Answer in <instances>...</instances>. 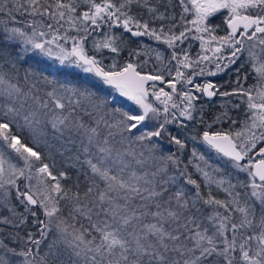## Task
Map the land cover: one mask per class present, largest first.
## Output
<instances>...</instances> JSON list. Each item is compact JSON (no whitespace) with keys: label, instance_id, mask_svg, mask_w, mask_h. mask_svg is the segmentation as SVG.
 <instances>
[{"label":"snow or ice","instance_id":"obj_1","mask_svg":"<svg viewBox=\"0 0 264 264\" xmlns=\"http://www.w3.org/2000/svg\"><path fill=\"white\" fill-rule=\"evenodd\" d=\"M176 7L181 9L178 22L169 12ZM144 10L149 19L138 18ZM222 10L227 30L218 36L219 26L209 19ZM0 14L8 18L0 29V233L8 232L0 238V264H17L14 257L21 258L19 264H264V146L258 147L264 143V60L249 51L256 75L247 88L238 77L239 87L231 92H220L213 82L194 85L201 96L192 89L177 90V83L193 85L194 76H215L235 64L244 40L253 41L250 50L264 46V0H5ZM17 15L30 17L23 28L16 26L21 22ZM149 20L170 23L157 31ZM105 27H123L133 37L165 43L173 49L175 76L165 81L162 74L138 71L140 65L131 61L121 65L114 59L105 66L97 54L107 49L119 55L118 36L104 32L102 40L93 39L94 54L86 51L92 32ZM190 32L191 39L200 40L204 54L199 59L190 58L186 49L175 51ZM69 41L70 51L64 46ZM53 46L61 65L96 77L139 112L113 108L87 82H61L56 79L59 69L24 67L33 54L52 57ZM225 48L232 49L227 56ZM204 61L215 62V71L206 72ZM156 81L172 91L157 90ZM150 92L163 105L162 121ZM216 95L238 96L246 104L243 129L234 134L205 130L199 140L227 158L230 167L247 173L248 180H217L205 170L212 166L203 155L193 150L192 157L203 161L197 171L204 187L215 184L227 193L225 199L211 190L205 194L187 167H180L177 153H165L159 143L166 126L177 121L176 112L196 121L195 102ZM170 108L175 110L171 118ZM228 116L225 110L214 122ZM153 120L152 130L141 131ZM199 122L204 123L202 118ZM169 143L178 152L186 147L178 136H170ZM21 178L28 181L26 191L18 184ZM13 189L23 212L13 203ZM36 208L45 219L33 221L40 239L27 234L26 243L35 250L10 246L7 240L24 239L18 230L26 223L25 214L38 217Z\"/></svg>","mask_w":264,"mask_h":264},{"label":"trees","instance_id":"obj_2","mask_svg":"<svg viewBox=\"0 0 264 264\" xmlns=\"http://www.w3.org/2000/svg\"><path fill=\"white\" fill-rule=\"evenodd\" d=\"M10 2V0H8ZM5 3V0H0V6H3ZM84 8L83 6L81 7L80 11H83ZM8 18L5 17L4 15L0 14V29H2L3 24ZM30 19V17L27 16H19L17 15V20L21 21L18 23L16 26L23 28L24 24L23 21ZM45 31H48L45 29ZM104 32H110L113 35L118 36L119 43L121 46V52L119 55L115 53L109 52L107 49H103L101 53L97 54L98 59H102L103 63L105 66L111 65L115 59V61L118 64H124L128 61H131L133 63L139 64L140 67L138 68V71H142L145 73H152V74H162L164 76L165 81L171 80L172 74L174 71H171L169 73L164 72L163 70L161 72H156L155 68H143L141 67V55H136V53H140L139 50V40L133 39L130 37L129 32H125L123 27H117V28H107L105 27L103 31H95L92 32V35L89 37L87 43H86V51L91 55L94 54V49H93V39L95 40H102L104 37ZM61 34L63 33V30H61ZM68 35H83V33H76V32H69ZM0 38H2V32H0ZM47 38H51L50 36ZM59 44H64V42L58 41ZM65 48L68 50L72 47L71 41H69L68 44L64 45ZM29 65L33 67H40L44 69H59V73L56 74V79L60 80L61 82L67 83L69 85H75V84H82L87 82L89 86L92 88L93 91H95L99 96L101 97H106L110 102L111 106L113 108H120L124 111H130V112H136L135 110L131 109V107L126 106L124 102L120 100H115L111 101V88L109 87H104L102 82L99 81L97 78L92 76L91 74H82L81 72L73 69H68L67 68V63L60 68H57L54 63H49L42 57H40L38 54H33L28 60L27 63L24 64V67H28ZM150 66V64L148 65ZM206 72L208 70L215 71V68H208L205 67ZM199 69H197L198 71ZM182 71L185 72L186 75L191 74L190 69H182ZM171 75V76H170ZM21 76H23V72H21ZM219 79L218 74L215 76H210V75H203V76H194L193 77V85H191L194 88L195 84H202L203 82H213L216 84V81ZM228 79H231L230 77ZM157 86V85H156ZM43 87V85H42ZM161 87L165 88V91L170 92L169 89H167L166 85H161ZM161 87L157 86V90ZM192 88V89H193ZM190 88L188 85L181 83H177V90L178 92L180 90H189ZM193 94L197 96H201L200 93L193 92ZM150 100L153 103L154 106L158 107L161 109V116L160 120H163L164 113H163V105L160 104L158 101H155L154 99L151 98V92H150ZM173 99L179 103V95L174 94ZM217 97L214 96L210 99H207L205 97H201L198 101H196V109L197 112L195 113L197 120L196 121H186L183 119V117H179V113L176 112V115L178 117L177 121H174L173 123H170L166 126L167 131L163 134V139L159 141V143L163 146V150L165 153L168 152H175L179 156V159L181 160L180 167L183 169L185 166L187 167V171L191 174L192 178L197 180L198 183L201 184L202 186V191L207 194L209 190L213 193L214 196L220 199H225L227 196V193L218 189L215 184H212L210 188H205V180L201 172L197 171V166L203 167V161H200L194 157H192V152L195 150L196 152L200 153L201 155L204 156L205 160L208 161V164L212 166V168H218L220 169L219 172L213 173L212 168H206V171H209L210 174L214 176L215 179H225L230 181L232 184H238L241 181L247 182V179L244 177L242 173L234 172L230 169L229 163L227 159L224 157L219 156L217 153L213 152L210 150L207 146L203 147L202 146V141L199 140V137L202 135L203 131L207 130L210 133L211 132H228L230 134H234L238 132L239 130L243 129L242 125L246 119L243 118H236L235 121L239 123V125L234 124L230 125L228 122H232L233 119L226 120L223 124H221L218 129L215 127H209L206 129L205 125L208 123H211L214 121V118L216 116L220 115V109L217 108L216 106V101ZM172 112H175L174 109H169V118L170 114ZM203 119L204 123H200V119ZM155 121H148L147 126L143 128L141 131H146V130H152ZM139 132L137 133V135ZM170 136H178L179 138L183 139L186 141V147L183 150V152H178L177 147L171 143H169ZM197 136V140H193L192 137ZM157 138H154L156 140ZM264 146V143L258 144V147ZM253 153H250L252 155ZM57 159H59L57 157ZM191 160V163L189 162ZM246 163V161L244 162ZM51 183V181H49ZM18 184L21 188V190L25 191L23 187V181L22 179L18 181ZM191 187V186H189ZM224 187H227L225 185ZM238 191H245L243 188L237 189ZM15 189L12 190V197H13V203L17 206V210L19 212H23V206L19 204L18 201L14 199L15 197ZM32 207V206H29ZM38 212V217H32L30 214H25L26 216V223L21 226V228L18 230L19 234L21 237H23V240H18L16 243H12L11 240H7L10 244V246L17 248L18 250L21 249L22 247H33L35 250L34 245H30L26 243L27 240V234L29 232L34 233L36 239H40L39 231H38V225H34L33 221L38 219H45L43 212L39 210V208L35 209ZM222 211V210H221ZM8 232L3 231L0 233V238L2 237H7ZM51 236L48 237V240H46L44 243L41 245L40 252L41 254L43 251L46 250L47 248V243L50 242ZM38 258V257H37ZM14 260L17 261V264H19V261L21 258L19 257H14ZM31 259V258H30Z\"/></svg>","mask_w":264,"mask_h":264},{"label":"flooded vegetation","instance_id":"obj_3","mask_svg":"<svg viewBox=\"0 0 264 264\" xmlns=\"http://www.w3.org/2000/svg\"><path fill=\"white\" fill-rule=\"evenodd\" d=\"M155 0H150V3H154ZM165 2H167V0H165ZM173 3H178V0H173ZM161 11H163V8H161ZM169 12L175 14L176 16V20L177 22L179 21V13L181 12V9L179 7H176L175 9H169ZM226 16V12L225 11H221L220 13L216 14L214 17H211L209 19V23L211 25H218L219 27L216 29V35L218 36H223L226 35V24L224 23V19ZM138 18H142V19H149L146 10H144V14L142 17L138 16ZM188 19H191V17L189 16ZM149 22L152 24L153 27H155L157 29V31H159L161 24H163L165 27L168 26V24L170 23L169 21L165 20V21H155L154 23L149 20ZM189 27H191V25H188ZM176 31H179V28L176 29ZM130 34V33H129ZM193 35V33H188L189 39L185 40V42L183 44H179L178 47H176L175 51L177 53H181L182 49H186L187 50V54L189 55L190 58L192 59H199L200 55H203L204 53L201 50L200 47V40H193L191 39V36ZM130 37L133 39H137L139 40V52L142 55H144L145 52H151L154 56H157V53L160 54L161 59L158 60L155 57L152 60V66L154 68H158L161 71L163 70L166 73H169L170 71H175V66H176V61L171 59V53L173 51V49L169 48L165 43L156 41L152 38H149L148 36H139V37H133L130 34ZM208 37L205 36V39H207ZM239 38V37H238ZM251 43H253V41H248V40H244V50L242 51V53L238 54L239 58L236 60L235 64H231L226 70L219 72L218 73V77L219 79L216 81V85L219 86V91L223 92V91H228L231 92L233 89L238 88L239 84H242L245 88H247L249 85H252L253 83H255L254 77V71L252 70L251 67V62L249 60V57L247 55V50L248 49V45H250ZM259 47V51L261 49V46L259 44H257ZM231 48H225L223 54L225 56H227L230 52H231ZM209 56H212V53L209 52L207 53ZM264 56V53H263ZM149 65V64H148ZM202 66L204 67H208V68H215V62L213 63H209L207 61L202 62ZM237 69H239V71H237ZM185 70V69H184ZM245 74H247L248 78L245 79ZM231 79H228V78ZM239 77V84L237 83V78ZM206 82H203L202 84H204ZM163 85V84H162ZM158 86V85H157ZM158 87H161L158 86ZM188 87L190 89H192L193 87L191 85H188ZM193 92L194 88L192 89ZM172 91V89H170V92ZM217 100L220 103L225 102V101H229L231 106V109L229 107L225 108L229 114H232L231 119H236V118H243L246 119V104L241 103V98L238 96H229V97H221L220 95H216ZM207 99H210L208 97H205ZM246 100V97L244 98ZM229 105V103H228ZM234 105H240L239 107H234ZM216 106L218 109L221 108L223 109L224 107H218V104L216 103Z\"/></svg>","mask_w":264,"mask_h":264},{"label":"rangeland","instance_id":"obj_4","mask_svg":"<svg viewBox=\"0 0 264 264\" xmlns=\"http://www.w3.org/2000/svg\"><path fill=\"white\" fill-rule=\"evenodd\" d=\"M30 31V30H29ZM252 44V43H251ZM249 46V45H248ZM259 46L257 45L256 46V48L255 49H249V47H248V49L249 50H247L248 52H247V55H248V57H249V51H254L259 57H260V59L261 60H264V56H263V53H261L258 49ZM53 50H54V54H53V56L52 57H47V56H43V55H40V54H38L40 57H42L43 59H45L47 62H49V63H54L55 65H56V67L57 68H60L61 66H63V65H61L60 64V62L58 61V60H56L55 59V55L56 54H58V52H59V50L55 47V46H53ZM71 50V48L70 49H68V51H70ZM141 55V54H140ZM156 58L157 59V56H154L151 52H145L144 53V55H142L141 56V59H142V61H141V67H143V68H146V67H149L150 69L151 68H154L151 64V62H152V60H153V58ZM145 61H147V63H144ZM148 64H150V66H148ZM67 68L68 69H73V70H77V71H79V72H81L82 74H85V73H83L82 71H80V69H78V68H75V67H72V66H70V65H68L67 64ZM156 69V72H157V69L158 68H155ZM159 72H161V70L159 69ZM171 72V71H170ZM254 74H255V72H254ZM256 75V74H255ZM171 76V75H170ZM175 76V71L173 72V74H172V77H174ZM104 87H107V86H105V85H103ZM167 87V86H166ZM167 89H171V88H169V87H167ZM111 101H117V100H120V101H122V102H124L125 103V105L126 106H129V107H131V109H133V110H135L136 112H139V108L135 105V104H133L131 101H128V100H126L125 98H123V97H120L117 93H115L112 89H111V99H110ZM230 101V100H229ZM229 101H225V102H222V103H220L219 101H217L216 103L218 104V107H224L223 109L221 108V111H220V114L221 113H223L226 109L225 108H227V107H229L230 109H231V104H230V102ZM215 103V104H216ZM228 103H229V105H228ZM231 117H232V114H229V116H228V118H222L220 121H217V122H211V123H208V124H206L205 125V127H206V129L207 128H209V126L208 125H211V127H215L216 129H218V127L221 125V124H223L224 122H226V120H230L231 119ZM234 120V119H233ZM230 125H234L232 122H228ZM236 124V123H235ZM237 125H239V123H237ZM243 125H244V123H243ZM243 125H242V127H243ZM143 129V128H142ZM141 129V130H142ZM239 131H242V129L241 130H239ZM238 131V132H239ZM202 146L203 147H205L204 146V144H202ZM10 151V150H9ZM258 158V157H257ZM229 167H230V163H229ZM230 169L232 170V171H234V172H238L236 169H234V168H232V167H230ZM238 173H242L243 175H244V177L248 180V177H247V173H244V172H238ZM22 179V181H23V187H24V189H25V191L27 190L26 188H25V184H27L28 183V181H26L24 178H21ZM46 179V178H45ZM31 183H33V184H35L36 183V180L35 179H33L32 181H31Z\"/></svg>","mask_w":264,"mask_h":264},{"label":"water","instance_id":"obj_5","mask_svg":"<svg viewBox=\"0 0 264 264\" xmlns=\"http://www.w3.org/2000/svg\"><path fill=\"white\" fill-rule=\"evenodd\" d=\"M226 27H227V25H226ZM96 78V77H95ZM151 83H153V82H149V84H151ZM154 83H156V85H158V86H160V85H162V84H160V82L159 81H156V82H154ZM126 99V98H125ZM127 100V99H126ZM213 151V150H212ZM214 152V151H213ZM225 159H227V158H225ZM245 162V161H244ZM244 162H242V163H244Z\"/></svg>","mask_w":264,"mask_h":264}]
</instances>
